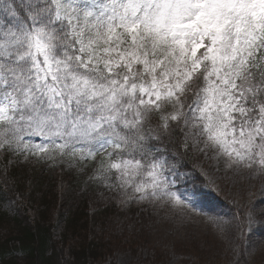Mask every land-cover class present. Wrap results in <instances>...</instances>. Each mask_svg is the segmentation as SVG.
I'll return each mask as SVG.
<instances>
[{
	"label": "snow or ice",
	"instance_id": "1",
	"mask_svg": "<svg viewBox=\"0 0 264 264\" xmlns=\"http://www.w3.org/2000/svg\"><path fill=\"white\" fill-rule=\"evenodd\" d=\"M180 149L259 186L230 217L205 211L182 190ZM0 158L9 211L11 165L43 161L85 175L106 206L206 218L241 264L264 228V0H0ZM137 223L117 220L127 247L107 264H156ZM162 247L167 264H199Z\"/></svg>",
	"mask_w": 264,
	"mask_h": 264
},
{
	"label": "trees",
	"instance_id": "2",
	"mask_svg": "<svg viewBox=\"0 0 264 264\" xmlns=\"http://www.w3.org/2000/svg\"><path fill=\"white\" fill-rule=\"evenodd\" d=\"M193 157L190 150L180 149L181 170L189 178L184 188L198 192L204 183ZM1 159L3 168L7 161ZM8 175L15 178L9 187L20 198L11 211L0 205V250L27 249L21 264H103L114 249L127 247L122 243L127 233L121 236L115 231L118 214L114 207L90 205L88 193L96 188L85 186V175L61 171L43 161L22 160L11 165ZM60 187H64L62 192ZM56 218L62 219L60 231ZM0 264L17 262L5 255Z\"/></svg>",
	"mask_w": 264,
	"mask_h": 264
},
{
	"label": "rangeland",
	"instance_id": "3",
	"mask_svg": "<svg viewBox=\"0 0 264 264\" xmlns=\"http://www.w3.org/2000/svg\"><path fill=\"white\" fill-rule=\"evenodd\" d=\"M190 151L194 156V167L202 175L204 183L203 192L196 194L197 206L212 212L214 215L232 216L236 211L234 205L246 200L248 192L255 191L251 185L254 184L258 187L260 182L258 180L249 181L247 178L226 173L223 162L218 164L211 158V154L206 158L194 150L190 149ZM0 164H2L1 159ZM1 166L0 174L3 173ZM60 188V192H62L64 187ZM183 191L185 194L192 192ZM88 194L87 199L92 200L91 206L102 204L105 207H114L117 211L116 232H118L116 229L118 219L125 221V225L138 222L137 227L142 226L149 242L159 245L156 264H167L168 257L163 254L162 246L171 243L175 244L179 254L185 257H198L199 264H229L230 261L234 260L232 253L228 251L227 242L219 238L217 229L204 217L196 216L194 213L181 216L171 208H156L147 204H133L125 212L121 211L115 203L107 206L103 204L96 191ZM257 199L259 200V197ZM88 207L90 206L88 205ZM3 208L8 210L6 206ZM125 216H127V220H125ZM61 223L62 219H55L56 229L59 231L61 230ZM4 232L1 230V234ZM125 232L127 233V230ZM251 239L256 242V251L254 254L244 255L241 264H264V243H262L264 242V228L256 227ZM103 264H107V261ZM177 264H189V262L186 259L183 262H177Z\"/></svg>",
	"mask_w": 264,
	"mask_h": 264
}]
</instances>
